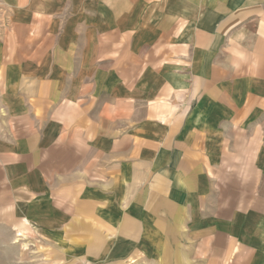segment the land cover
<instances>
[{"label":"crops","instance_id":"obj_1","mask_svg":"<svg viewBox=\"0 0 264 264\" xmlns=\"http://www.w3.org/2000/svg\"><path fill=\"white\" fill-rule=\"evenodd\" d=\"M0 4V228L46 264H264V0Z\"/></svg>","mask_w":264,"mask_h":264},{"label":"rangeland","instance_id":"obj_2","mask_svg":"<svg viewBox=\"0 0 264 264\" xmlns=\"http://www.w3.org/2000/svg\"><path fill=\"white\" fill-rule=\"evenodd\" d=\"M7 8L0 4V24L7 17ZM21 235L13 230L0 228V264H46L43 249L45 242L31 230ZM51 264H56L54 261ZM136 264V263H134ZM138 264V263H137Z\"/></svg>","mask_w":264,"mask_h":264}]
</instances>
